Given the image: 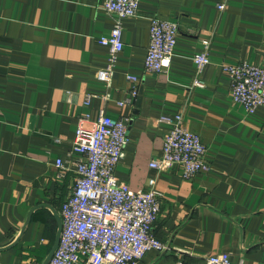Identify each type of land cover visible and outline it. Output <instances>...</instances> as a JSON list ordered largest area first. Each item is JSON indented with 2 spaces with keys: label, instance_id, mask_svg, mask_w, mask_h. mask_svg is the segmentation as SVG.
<instances>
[{
  "label": "crops",
  "instance_id": "crops-1",
  "mask_svg": "<svg viewBox=\"0 0 264 264\" xmlns=\"http://www.w3.org/2000/svg\"><path fill=\"white\" fill-rule=\"evenodd\" d=\"M102 1L0 0V264H44L75 184L79 117L93 121L102 108L129 118L119 179L147 190L154 176L161 193L153 233L169 248L137 264H207L222 251L234 264H264V106L249 113L233 101L222 67L264 65V0H228L223 10L222 0H141L123 20L124 48L109 81L100 75L109 48L99 39L114 16ZM153 16L177 21L179 32L168 70L146 73ZM205 40L210 62L199 87L193 56ZM128 74L141 78L140 93L120 106L132 98ZM179 113L212 166L190 178L179 165L150 166L170 128L160 117Z\"/></svg>",
  "mask_w": 264,
  "mask_h": 264
},
{
  "label": "built area",
  "instance_id": "built-area-1",
  "mask_svg": "<svg viewBox=\"0 0 264 264\" xmlns=\"http://www.w3.org/2000/svg\"><path fill=\"white\" fill-rule=\"evenodd\" d=\"M228 0L217 6L223 10ZM141 0H103L101 6L114 16L109 35L99 42L109 48L108 65L101 77L109 81L118 54L124 48L123 20L137 15ZM179 25L177 21L153 16L150 23V43L145 58V72L159 73L170 67ZM210 43L204 41L201 51L194 54L197 76L194 86L203 87L204 67L210 62ZM231 76L233 101L244 105L251 113L264 106V65L248 61L223 63ZM132 98L119 101L123 106L140 93L141 78L128 74ZM92 96V95H91ZM90 95L87 97V103ZM170 124L160 158L152 159L150 166L164 170L179 165L186 178L211 170L206 161L207 147L200 135L184 125L181 113L174 117L162 116ZM127 116L112 117L102 108L95 120L90 115L79 117L70 153H78L75 160L76 176L72 193L61 208L62 228L60 239L48 264H137L150 250L165 251L169 246L158 239L153 229L161 211V193L156 188V177L148 178V189L133 190L121 181L116 167L128 144ZM54 141H61L53 137ZM61 172L67 166L59 161ZM207 264H234L226 252L206 257ZM190 264V263H182Z\"/></svg>",
  "mask_w": 264,
  "mask_h": 264
},
{
  "label": "water",
  "instance_id": "water-1",
  "mask_svg": "<svg viewBox=\"0 0 264 264\" xmlns=\"http://www.w3.org/2000/svg\"><path fill=\"white\" fill-rule=\"evenodd\" d=\"M61 228H62V219L60 218V229H59V231H58V234H57V238H56V241H55L54 247H53L52 251L49 253L47 259H46L45 262H44V264H48V262H49V260H50V258H51V256H52V254H53L55 248H56L57 245H58V242H59V239H60Z\"/></svg>",
  "mask_w": 264,
  "mask_h": 264
}]
</instances>
